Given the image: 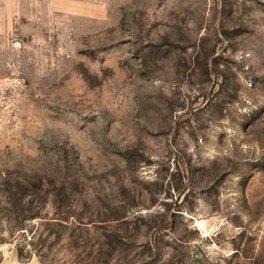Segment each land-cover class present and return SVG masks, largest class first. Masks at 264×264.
Listing matches in <instances>:
<instances>
[{
  "label": "rangeland",
  "instance_id": "374dc122",
  "mask_svg": "<svg viewBox=\"0 0 264 264\" xmlns=\"http://www.w3.org/2000/svg\"><path fill=\"white\" fill-rule=\"evenodd\" d=\"M264 264V0H0V264Z\"/></svg>",
  "mask_w": 264,
  "mask_h": 264
},
{
  "label": "water",
  "instance_id": "95a60500",
  "mask_svg": "<svg viewBox=\"0 0 264 264\" xmlns=\"http://www.w3.org/2000/svg\"><path fill=\"white\" fill-rule=\"evenodd\" d=\"M3 264H42L37 257H33L29 262L26 263H12L11 258L4 261Z\"/></svg>",
  "mask_w": 264,
  "mask_h": 264
}]
</instances>
